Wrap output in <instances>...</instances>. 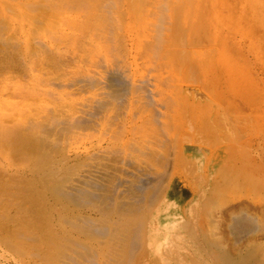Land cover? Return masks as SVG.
Returning a JSON list of instances; mask_svg holds the SVG:
<instances>
[{
  "label": "bare ground",
  "instance_id": "bare-ground-1",
  "mask_svg": "<svg viewBox=\"0 0 264 264\" xmlns=\"http://www.w3.org/2000/svg\"><path fill=\"white\" fill-rule=\"evenodd\" d=\"M201 16L0 0V264H264V126L207 87Z\"/></svg>",
  "mask_w": 264,
  "mask_h": 264
},
{
  "label": "rangeland",
  "instance_id": "rangeland-1",
  "mask_svg": "<svg viewBox=\"0 0 264 264\" xmlns=\"http://www.w3.org/2000/svg\"><path fill=\"white\" fill-rule=\"evenodd\" d=\"M186 1L201 6L205 60L216 71L207 87L239 122L264 126V0ZM191 87L186 94L194 99Z\"/></svg>",
  "mask_w": 264,
  "mask_h": 264
}]
</instances>
